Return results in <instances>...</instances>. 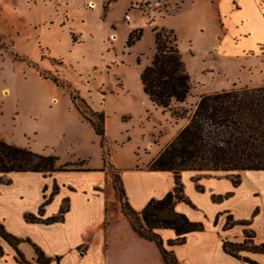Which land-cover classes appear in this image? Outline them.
I'll return each instance as SVG.
<instances>
[{
    "label": "rangeland",
    "instance_id": "374dc122",
    "mask_svg": "<svg viewBox=\"0 0 264 264\" xmlns=\"http://www.w3.org/2000/svg\"><path fill=\"white\" fill-rule=\"evenodd\" d=\"M161 1L160 13L131 11L130 24L142 31L126 46L128 0H95L93 7L88 0H0L1 74L13 97L4 102H19L12 139L63 164L87 157L113 174L146 165L186 121L153 105L140 81L154 53V22L169 5ZM191 1L173 24L192 87L171 108L190 110L203 94L263 85L264 0ZM87 107L104 115L103 148L78 112L88 117ZM122 202L114 191L109 209Z\"/></svg>",
    "mask_w": 264,
    "mask_h": 264
},
{
    "label": "crops",
    "instance_id": "0c3cea01",
    "mask_svg": "<svg viewBox=\"0 0 264 264\" xmlns=\"http://www.w3.org/2000/svg\"><path fill=\"white\" fill-rule=\"evenodd\" d=\"M92 1L95 0H88L90 7L94 6ZM165 1L169 3V10L164 15H157L153 27L175 32L173 22L176 16L183 14L181 10L187 0ZM188 1L193 5L191 0ZM130 15L131 20L127 23L130 27L122 40L131 30L142 27L139 23L130 24L135 19L131 12ZM2 61L0 140L24 147L12 139L19 102H4L11 97V91L1 74ZM5 115L9 118L6 125L2 121ZM34 136L35 132L24 135L26 139ZM160 151L150 157L149 162ZM78 159L88 160L87 157ZM149 162L142 167L117 170L126 200L136 211L141 210L149 199L163 197L174 186L172 171L151 170ZM85 164L86 170H57L45 175L34 171L0 173V224L7 233L20 239L16 247L24 259L38 264L35 262L36 245L50 258L48 264H166L155 243L139 236L117 206L109 209L108 202L114 189L111 177L102 169L101 163L87 161ZM180 180L189 203L177 201L174 209L192 221L202 222L204 228L186 233L185 241L174 245L168 244L176 238L173 229H156L164 248L172 250L179 264H249L225 253L222 242H241L243 229H249L253 231V244L264 245V170L240 171L237 185H233L226 172L183 170ZM213 196L221 197L215 200ZM48 198L42 207L41 218L58 215L66 201L63 219L48 224L25 221L24 215H38L39 208ZM226 216L233 222L246 221L247 225L234 224L225 228ZM0 246L3 251L0 264H16L15 249L1 236ZM240 254L264 264V252L242 251Z\"/></svg>",
    "mask_w": 264,
    "mask_h": 264
},
{
    "label": "trees",
    "instance_id": "16d2710c",
    "mask_svg": "<svg viewBox=\"0 0 264 264\" xmlns=\"http://www.w3.org/2000/svg\"><path fill=\"white\" fill-rule=\"evenodd\" d=\"M141 28L131 30L125 41L130 46L141 36ZM154 53L149 64L140 72L143 92L149 101L176 119L184 118L185 124L174 135L171 141L151 160L149 169L169 170L174 174V186L159 199H149L139 211L128 204L118 172L111 173L113 189L123 200L120 212L130 222L133 230L141 237L155 243L166 264H179L172 250L164 248L156 229L170 228L176 235L169 245L181 244L185 234L204 228L200 221L190 220L184 213L174 209L177 201L189 203L185 198L180 180L183 170H197L229 173L233 185L240 181L242 170H264V84L255 87L222 90L203 94L190 110L173 109L171 104H182L190 93L192 82L187 72L178 47V39L172 29L153 27ZM139 62L140 59L137 58ZM89 116L79 109L85 121L90 123L98 144L103 148L104 115L101 111H93L87 107ZM104 161V157H102ZM58 157L54 154L35 153L25 147H19L0 140V173L11 171H34L43 175L57 170H86L82 164L85 160H75L57 165ZM199 188V186H197ZM221 196H213L220 199ZM42 203L38 215L27 213V222L52 223L63 219L67 209L66 201L59 208L58 215L41 218ZM234 224L247 225L246 221H231L226 216L225 228ZM244 239L241 242L224 240L222 249L225 253L242 259L249 264H259L242 256V251L264 252L263 244H253V231L243 229ZM0 236L6 240L16 252V264H33L24 259L17 249L20 239L7 233L0 224ZM35 262L48 264L39 247L34 245ZM3 254L0 246V255Z\"/></svg>",
    "mask_w": 264,
    "mask_h": 264
},
{
    "label": "built area",
    "instance_id": "2783aa9c",
    "mask_svg": "<svg viewBox=\"0 0 264 264\" xmlns=\"http://www.w3.org/2000/svg\"><path fill=\"white\" fill-rule=\"evenodd\" d=\"M163 5V2L161 0H129L128 3V9L127 12L124 13V20L126 22H129L131 20V11H138L140 13L144 12H154V13H160V6ZM169 8V5L167 7L163 8V12H166V9Z\"/></svg>",
    "mask_w": 264,
    "mask_h": 264
},
{
    "label": "bare ground",
    "instance_id": "6f19581e",
    "mask_svg": "<svg viewBox=\"0 0 264 264\" xmlns=\"http://www.w3.org/2000/svg\"><path fill=\"white\" fill-rule=\"evenodd\" d=\"M112 39H115V35H112V37H111Z\"/></svg>",
    "mask_w": 264,
    "mask_h": 264
}]
</instances>
